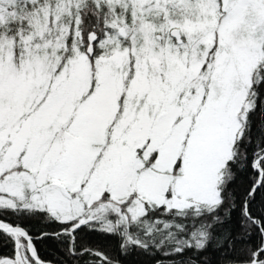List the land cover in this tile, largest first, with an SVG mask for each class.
I'll return each mask as SVG.
<instances>
[{"label": "snow or ice", "instance_id": "obj_1", "mask_svg": "<svg viewBox=\"0 0 264 264\" xmlns=\"http://www.w3.org/2000/svg\"><path fill=\"white\" fill-rule=\"evenodd\" d=\"M0 264H264V0H0Z\"/></svg>", "mask_w": 264, "mask_h": 264}, {"label": "trees", "instance_id": "obj_2", "mask_svg": "<svg viewBox=\"0 0 264 264\" xmlns=\"http://www.w3.org/2000/svg\"><path fill=\"white\" fill-rule=\"evenodd\" d=\"M50 250L51 249H50V247H49L48 244H44L43 246H41V253H42V255L47 254V252H49Z\"/></svg>", "mask_w": 264, "mask_h": 264}]
</instances>
